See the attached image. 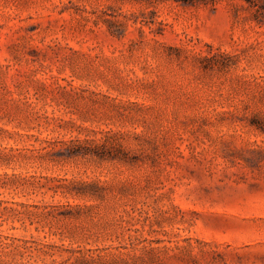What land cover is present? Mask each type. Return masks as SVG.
I'll return each mask as SVG.
<instances>
[{"label":"rangeland","instance_id":"1","mask_svg":"<svg viewBox=\"0 0 264 264\" xmlns=\"http://www.w3.org/2000/svg\"><path fill=\"white\" fill-rule=\"evenodd\" d=\"M0 264H264V0H0Z\"/></svg>","mask_w":264,"mask_h":264},{"label":"trees","instance_id":"2","mask_svg":"<svg viewBox=\"0 0 264 264\" xmlns=\"http://www.w3.org/2000/svg\"><path fill=\"white\" fill-rule=\"evenodd\" d=\"M181 2H184V3H188V0H179Z\"/></svg>","mask_w":264,"mask_h":264}]
</instances>
